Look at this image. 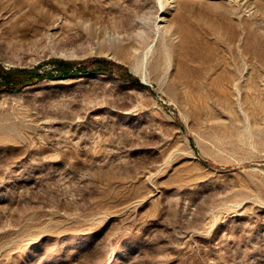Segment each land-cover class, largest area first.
<instances>
[{
    "label": "rangeland",
    "instance_id": "obj_1",
    "mask_svg": "<svg viewBox=\"0 0 264 264\" xmlns=\"http://www.w3.org/2000/svg\"><path fill=\"white\" fill-rule=\"evenodd\" d=\"M55 59L0 92V264H264V0H0Z\"/></svg>",
    "mask_w": 264,
    "mask_h": 264
},
{
    "label": "trees",
    "instance_id": "obj_2",
    "mask_svg": "<svg viewBox=\"0 0 264 264\" xmlns=\"http://www.w3.org/2000/svg\"><path fill=\"white\" fill-rule=\"evenodd\" d=\"M52 63L57 65L58 74H53L51 71L38 72L36 68H4L0 64V92H15L25 85L36 83L46 78L53 79L58 76H68L71 72L88 73L90 71L84 66H80L76 68L75 71H72V69H70L72 63L61 59L52 60ZM128 77L131 81L143 85L138 78L131 74H128Z\"/></svg>",
    "mask_w": 264,
    "mask_h": 264
}]
</instances>
